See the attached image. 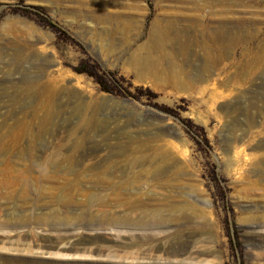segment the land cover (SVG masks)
I'll return each instance as SVG.
<instances>
[{"label": "rangeland", "instance_id": "1", "mask_svg": "<svg viewBox=\"0 0 264 264\" xmlns=\"http://www.w3.org/2000/svg\"><path fill=\"white\" fill-rule=\"evenodd\" d=\"M4 142L0 264H264V0H0Z\"/></svg>", "mask_w": 264, "mask_h": 264}, {"label": "bare ground", "instance_id": "2", "mask_svg": "<svg viewBox=\"0 0 264 264\" xmlns=\"http://www.w3.org/2000/svg\"><path fill=\"white\" fill-rule=\"evenodd\" d=\"M167 29H168L167 26L165 27L164 25H161L159 23L154 24V27L151 29L152 42H151V46L148 50L149 52L161 53L171 43V38H170L171 35ZM39 135H42V133L40 132ZM14 145H17V144H12L9 142H4V143L0 144V153H4V154L9 153L10 152L9 148L14 146ZM6 176H8V175H4L0 171V202L1 201H7L8 199H11V198H17L20 194H22V195L25 193L31 194L33 191H35V192L39 191L38 193H40L43 191L42 188L40 189V187H38V185L35 183L34 180H32V182L30 184H27V185L24 184V186L21 187L22 185L17 178H11V177H6ZM2 220L3 219L0 216V230L1 231H4L5 228H7V229L15 228L16 225H18L15 222L10 221L8 219H5V221H2ZM94 223H95V221L91 220V222L83 223L81 225V227L82 228H88L89 226H91ZM71 226L73 229L76 228V225H74V224H72ZM5 232H6V230H5ZM77 239H78V235H76L75 233H72L70 235L68 241L66 242V244L72 245ZM134 239L138 240L140 238L135 237ZM73 245H75V244H73ZM0 258H1V255H0Z\"/></svg>", "mask_w": 264, "mask_h": 264}, {"label": "trees", "instance_id": "3", "mask_svg": "<svg viewBox=\"0 0 264 264\" xmlns=\"http://www.w3.org/2000/svg\"><path fill=\"white\" fill-rule=\"evenodd\" d=\"M76 72L92 77L95 82L101 87L102 91H105L107 93H114L112 87L109 84V81L104 76L99 75L93 67L88 68L85 63H82L79 67L76 68Z\"/></svg>", "mask_w": 264, "mask_h": 264}]
</instances>
